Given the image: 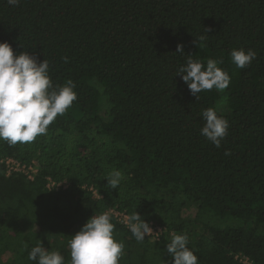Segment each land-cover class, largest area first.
<instances>
[{"label":"trees","instance_id":"1","mask_svg":"<svg viewBox=\"0 0 264 264\" xmlns=\"http://www.w3.org/2000/svg\"><path fill=\"white\" fill-rule=\"evenodd\" d=\"M2 41L47 59L77 100L32 143L0 141V264H38V244L70 264L71 236L104 212L119 264H172L173 234H187L199 264H264V0H0ZM239 48L257 53L245 69L231 61ZM189 56L221 60L229 86L197 99L177 74ZM206 108L229 122L219 148L200 134ZM6 157L32 178L8 174ZM115 212L163 232L138 242Z\"/></svg>","mask_w":264,"mask_h":264},{"label":"clouds","instance_id":"2","mask_svg":"<svg viewBox=\"0 0 264 264\" xmlns=\"http://www.w3.org/2000/svg\"><path fill=\"white\" fill-rule=\"evenodd\" d=\"M12 6H18L20 0H7ZM203 37L194 43L200 47ZM176 52L183 54L182 44ZM231 61L238 69L247 68L256 58V51L249 48L233 49ZM64 62L68 58L64 57ZM221 60L208 59L205 65L189 56L177 74L187 83L193 96L199 98L202 91H224L230 84V75L218 65ZM75 85L69 81L65 85L54 84L49 75V61L37 62L28 52L14 54L7 41L0 42V141L9 146L30 144L38 136L45 135L48 127L57 116H63L77 100ZM204 124L200 134L216 147L228 134L229 122L213 108L201 113ZM225 154H230L227 150ZM122 180L120 171H114L107 177L111 188H118ZM127 227L138 242L153 234L149 223L141 220L140 214L133 213L126 220ZM115 225L109 213L91 216L81 229L71 236L70 264H119L124 251L123 242L114 238ZM167 252L174 259L172 264H199L198 257L189 247L187 234H173L167 244ZM28 259L38 264H65L64 256L58 251H49L42 244L34 246Z\"/></svg>","mask_w":264,"mask_h":264},{"label":"built area","instance_id":"3","mask_svg":"<svg viewBox=\"0 0 264 264\" xmlns=\"http://www.w3.org/2000/svg\"><path fill=\"white\" fill-rule=\"evenodd\" d=\"M3 161L6 164L7 167V172L8 174L11 173L12 171H22L25 174H27V176L29 178H32V172L31 171H35L36 169H32L31 166H26V165H22L18 160H16L15 158L12 157H6L5 159H3ZM31 170V171H30ZM64 186L66 187L68 184H63L62 182H56V181H52L50 180L48 186L49 187H55V188H59L60 186ZM117 218L122 221L123 223L126 224V220L129 217L128 214L126 213H121V212H115ZM127 225V224H126ZM150 227L153 230V234H151L150 236H159L162 232H163V227L162 226H154L152 224H149ZM240 261H242L244 264H252L249 260V258H246L244 256H240L239 257Z\"/></svg>","mask_w":264,"mask_h":264},{"label":"rangeland","instance_id":"4","mask_svg":"<svg viewBox=\"0 0 264 264\" xmlns=\"http://www.w3.org/2000/svg\"><path fill=\"white\" fill-rule=\"evenodd\" d=\"M194 211L195 210H190V211L186 212L185 215H189V216L193 217L195 214Z\"/></svg>","mask_w":264,"mask_h":264}]
</instances>
